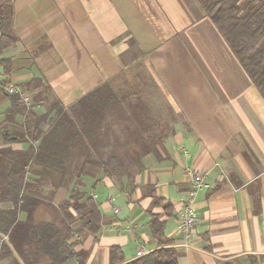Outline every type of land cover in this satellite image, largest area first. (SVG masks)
<instances>
[{
  "label": "crops",
  "instance_id": "0c3cea01",
  "mask_svg": "<svg viewBox=\"0 0 264 264\" xmlns=\"http://www.w3.org/2000/svg\"><path fill=\"white\" fill-rule=\"evenodd\" d=\"M199 6L196 0H14L19 42L0 55L12 61L10 76L0 67V188L2 160L30 147L21 129L26 117L9 114L4 90L27 97V108L42 115L40 94L75 110L108 80L126 111L136 113L143 142H153L150 152L134 154V182L118 184L94 169L85 177L102 214L96 238L79 233L76 213L67 221L58 212L71 193L66 187L56 185L49 199L50 185L38 184L41 174L57 173L27 168L26 186L52 204L39 206L31 222L50 221L57 211L63 237L82 256L65 264H111L113 246L129 263L139 250H155L153 215L165 221L178 264H264V98ZM192 173L203 174L206 187L197 193V223L188 238L179 221ZM13 207L1 203L3 210ZM27 219L20 213L19 221ZM8 241L0 235V252ZM10 246L0 264H22Z\"/></svg>",
  "mask_w": 264,
  "mask_h": 264
},
{
  "label": "trees",
  "instance_id": "16d2710c",
  "mask_svg": "<svg viewBox=\"0 0 264 264\" xmlns=\"http://www.w3.org/2000/svg\"><path fill=\"white\" fill-rule=\"evenodd\" d=\"M196 1L264 98V0ZM13 3L14 0H0V55L19 42L13 27ZM0 67L5 76H10L11 59H0ZM8 83L9 79L3 81L4 86ZM4 92L11 99L9 114L26 117L21 129L26 131L30 147L26 152L6 157L1 162L6 185L0 188V235H8L9 241L3 243L0 258L12 253V244L22 264H65L71 258L80 261L81 254L63 237L55 222H31V216L43 205V200L39 189L26 186L27 168L60 175L57 183L42 177L38 181L39 185L45 182L52 186L50 198L56 194V185H66L72 175L76 176L71 197L59 210L67 217L72 207L79 216V233L96 238L102 214L95 199L85 190L82 178L94 169L102 172L103 178H110L118 184L123 183L124 178L134 182V154L140 149L150 152L153 142H143L144 128L138 127L132 115L135 112L126 111L108 80L81 97L75 110L65 108L59 98L40 94L39 98L44 99L46 106L42 115L28 109L20 94ZM124 114L130 122L124 120ZM43 123L48 125L47 130H43ZM155 200L170 211V203L164 199ZM3 202H11L13 209L3 210ZM22 212L28 214L25 222L19 221ZM151 230L158 244L155 250L129 263L125 262L122 249L113 246L111 264H178L179 253L174 240L166 235L165 221L153 215Z\"/></svg>",
  "mask_w": 264,
  "mask_h": 264
},
{
  "label": "built area",
  "instance_id": "2783aa9c",
  "mask_svg": "<svg viewBox=\"0 0 264 264\" xmlns=\"http://www.w3.org/2000/svg\"><path fill=\"white\" fill-rule=\"evenodd\" d=\"M1 84V80H0ZM12 91H17L14 87H10ZM25 102L27 97L23 96ZM190 190L188 191L183 203V209L180 215L179 232L185 234L188 238H191L194 233L195 225L197 223V210L195 208V201L197 193L206 187L204 175L200 173H192V179L190 183ZM146 253L143 250L137 252V256H143Z\"/></svg>",
  "mask_w": 264,
  "mask_h": 264
},
{
  "label": "rangeland",
  "instance_id": "374dc122",
  "mask_svg": "<svg viewBox=\"0 0 264 264\" xmlns=\"http://www.w3.org/2000/svg\"><path fill=\"white\" fill-rule=\"evenodd\" d=\"M36 169H38V168H36ZM90 169V168H89ZM40 170V169H39ZM93 170V169H92ZM40 171H42V170H40ZM53 173H55V172H53ZM1 175V174H0ZM53 175V176H52ZM51 176L50 175H46V173L45 174H41V177L42 178H46V180H49V181H51V183H57L58 181H59V178H60V175L59 174H52ZM85 177H87V176H84L83 178H82V182L84 183V185H86V183H85ZM75 185H76V176H73L72 175V177L69 179V181L66 183V185H63L64 187H66L67 188V190L69 191V192H71V193H66V195H69V198L71 197V194H72V191L74 190V187H75ZM84 188H85V186H84ZM53 188H52V186H50V192L48 193V195H49V199H50V193L52 192L51 190H52ZM87 190V189H86ZM45 194H46V192H45ZM89 194V193H88ZM43 205H46V206H49V207H51L49 204H47V203H45V201L43 200ZM53 210H54V208H53ZM59 213H60V211H58ZM74 210H73V208L71 207L69 210H68V214H67V217H66V219H67V221H71V220H73V218H74ZM52 213V217L53 218H51L50 219V221H53V222H59L60 221V218H58V217H60L59 216V213H57V211H54V212H51ZM78 216V215H77ZM56 217V218H55ZM79 217V216H78ZM79 219L77 218V227L79 226V221H78ZM66 220H65V222H67ZM84 236H89V234L88 233H84L83 234Z\"/></svg>",
  "mask_w": 264,
  "mask_h": 264
}]
</instances>
